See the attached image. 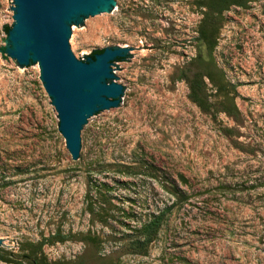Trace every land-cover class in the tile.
I'll return each instance as SVG.
<instances>
[{"label": "rangeland", "instance_id": "1", "mask_svg": "<svg viewBox=\"0 0 264 264\" xmlns=\"http://www.w3.org/2000/svg\"><path fill=\"white\" fill-rule=\"evenodd\" d=\"M202 2L114 0V15L73 28L79 60L131 47L113 67L124 106L88 125L75 160L38 63L8 54L15 4L0 0V264H28L39 243L49 261L70 264H264V0L224 10L211 52L234 115L208 81L214 114L188 96L193 58H209ZM100 204L107 222L88 212ZM160 212L135 253V230Z\"/></svg>", "mask_w": 264, "mask_h": 264}, {"label": "water", "instance_id": "2", "mask_svg": "<svg viewBox=\"0 0 264 264\" xmlns=\"http://www.w3.org/2000/svg\"><path fill=\"white\" fill-rule=\"evenodd\" d=\"M14 24L8 54L26 68L36 61L40 78L58 117V130L73 159L83 156L88 125L103 111L124 106L123 86L113 67L129 46L104 48L94 59L73 54V28L84 20L114 15V0H13Z\"/></svg>", "mask_w": 264, "mask_h": 264}, {"label": "trees", "instance_id": "3", "mask_svg": "<svg viewBox=\"0 0 264 264\" xmlns=\"http://www.w3.org/2000/svg\"><path fill=\"white\" fill-rule=\"evenodd\" d=\"M244 0H203L201 6L205 8L203 12V18L201 22V27L199 29V38L203 41L206 48L209 51V58L203 59L200 55L193 58V65L195 70L190 74H185L184 78L188 84L189 93L188 96L192 102H194L201 110L205 112H211L214 114L215 104L210 101V94L207 93V81L211 83L212 87L216 91H223V99L217 104L219 105V110L223 111L229 115H234L237 110L234 103V95L229 93L227 88L228 82L225 81L224 74L220 68L217 67L213 58L211 57V52L217 42V34L221 24L222 13L227 10L231 5H242ZM11 27H6L7 32ZM103 51L101 49H95L88 57L94 59L95 54ZM123 57H118L116 60H122ZM233 91L234 88L232 87ZM217 109V111H219ZM181 181L184 182L185 178L182 176ZM105 197V201L102 203H109L110 199L106 193L102 194ZM88 212L90 215L96 216L100 221L107 222L108 218H113V216L108 212L109 208L100 204L97 210L89 205ZM163 212H160L156 216H153L146 223L142 224L141 227L136 231V237L132 240V245L136 248L135 253H141L145 250L149 242H151L156 236L158 229L161 225L163 218ZM67 236L62 234H56L51 236V238L56 239V241H63ZM42 243L35 244L37 250H31L23 257V261L28 264H70L63 261H49L41 248Z\"/></svg>", "mask_w": 264, "mask_h": 264}]
</instances>
